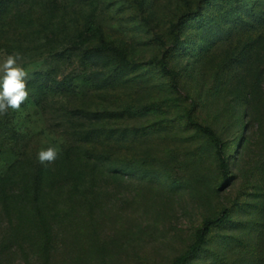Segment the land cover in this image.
Instances as JSON below:
<instances>
[{"label":"rangeland","instance_id":"obj_1","mask_svg":"<svg viewBox=\"0 0 264 264\" xmlns=\"http://www.w3.org/2000/svg\"><path fill=\"white\" fill-rule=\"evenodd\" d=\"M14 52L0 264H173L222 210L185 264H264V0H0V65Z\"/></svg>","mask_w":264,"mask_h":264},{"label":"trees","instance_id":"obj_2","mask_svg":"<svg viewBox=\"0 0 264 264\" xmlns=\"http://www.w3.org/2000/svg\"><path fill=\"white\" fill-rule=\"evenodd\" d=\"M190 13H194V12H185V13L181 14L177 18L175 23L172 24L170 30H171V34L173 35L174 40L177 41L179 39V31L177 29V25L182 23V21L184 19L186 20ZM87 32H92L95 36L100 38L99 48H101L104 51H114L119 56L120 62L123 64L127 65V64L131 63L128 60H126V58L121 54V52L115 46H113L111 43H109V42H107L101 38L99 28L93 26V24L91 22H89L87 24ZM159 67H160V70L162 72H165L166 74L169 75L170 82H173L174 78H175V74L172 70H170L168 68L163 57H161L159 60ZM186 121L190 125L195 126L200 131H202L203 133H205V134H207L213 138V140L215 141V144H216V153H217L218 160H219V166L223 171H226L227 170V163H226L224 156H223L221 141H220L219 137L215 134V132L212 129H210V128L198 123L194 119H192L189 111L186 114ZM224 218H225V210H222L217 216L204 219L199 230L197 231L196 238H195V241H194L192 247L187 252H185L184 254L177 257L173 264H185L191 257H193L196 254V252L200 249L201 245L203 244V242L205 240V236L207 235V233L211 230L212 227H214L216 225H220L224 221Z\"/></svg>","mask_w":264,"mask_h":264},{"label":"clouds","instance_id":"obj_3","mask_svg":"<svg viewBox=\"0 0 264 264\" xmlns=\"http://www.w3.org/2000/svg\"><path fill=\"white\" fill-rule=\"evenodd\" d=\"M22 55L14 52L6 57L3 64L0 65V115H7L8 110H21L22 105L28 100L27 91L28 73L19 63ZM60 155L57 146L42 148L37 153L40 164L49 165L54 163Z\"/></svg>","mask_w":264,"mask_h":264}]
</instances>
